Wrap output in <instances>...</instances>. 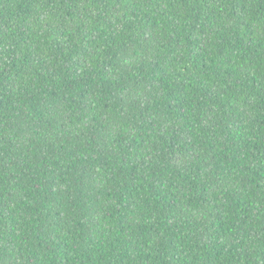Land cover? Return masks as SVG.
<instances>
[{"label": "trees", "instance_id": "trees-1", "mask_svg": "<svg viewBox=\"0 0 264 264\" xmlns=\"http://www.w3.org/2000/svg\"><path fill=\"white\" fill-rule=\"evenodd\" d=\"M0 264H264V0H0Z\"/></svg>", "mask_w": 264, "mask_h": 264}]
</instances>
